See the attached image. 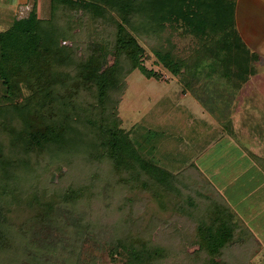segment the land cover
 <instances>
[{"label":"rangeland","instance_id":"1","mask_svg":"<svg viewBox=\"0 0 264 264\" xmlns=\"http://www.w3.org/2000/svg\"><path fill=\"white\" fill-rule=\"evenodd\" d=\"M34 9L51 17L50 0H0V31ZM101 22L81 18L66 27L81 49L106 51L109 26ZM172 26L164 32L170 36L165 45L190 69L173 75L140 39L144 65L161 79L135 69L117 97L122 127L145 158L175 174L177 189L118 171L85 148L27 155L8 174L0 169V264H127L117 250L129 240L161 246L164 254L155 264H208L196 222L209 223L220 203L236 224L222 264H264V57L257 53L256 73L244 82L204 67L211 58L195 73L198 39L184 26ZM187 77L191 87L184 85ZM147 116L155 124L149 127L161 130L153 139L146 135L147 121L141 123ZM14 151L1 147L8 157ZM48 204L53 208L43 211Z\"/></svg>","mask_w":264,"mask_h":264},{"label":"trees","instance_id":"2","mask_svg":"<svg viewBox=\"0 0 264 264\" xmlns=\"http://www.w3.org/2000/svg\"><path fill=\"white\" fill-rule=\"evenodd\" d=\"M50 4V18L34 9L0 31V130L6 138L0 141L2 176L32 153L61 154L85 148L118 171L145 176L160 189H177L175 174L145 158L122 127L117 95L125 90L127 76L135 69L148 78L161 79L159 72L144 65L146 50L140 39L148 41L158 63L173 75H182L183 67L190 69L165 45L164 40L170 39L164 36L168 24L184 26L197 37L195 73L202 60L211 58L204 67L247 81L256 73L253 63L259 55L238 33L236 0H50ZM81 18L109 26L106 51L101 46L84 50L73 42L74 32L66 26ZM63 19L67 24L61 23ZM183 81L189 87L193 84L189 77ZM141 123L148 127V137L159 135L161 130L149 127L155 124L149 123L148 116ZM3 145L15 149L11 156L1 152ZM47 206L43 211L53 208ZM212 209L209 223L197 220L196 241L208 254V264H222L220 254L234 238L236 224L226 206L220 203ZM119 245L121 251H117L126 255L127 264H155L164 254L157 244L129 240Z\"/></svg>","mask_w":264,"mask_h":264},{"label":"crops","instance_id":"3","mask_svg":"<svg viewBox=\"0 0 264 264\" xmlns=\"http://www.w3.org/2000/svg\"><path fill=\"white\" fill-rule=\"evenodd\" d=\"M235 21L246 46L264 57V0H236Z\"/></svg>","mask_w":264,"mask_h":264}]
</instances>
